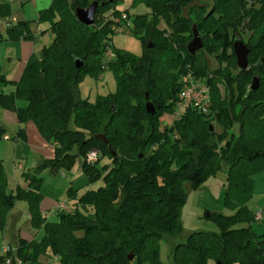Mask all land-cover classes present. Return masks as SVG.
Returning a JSON list of instances; mask_svg holds the SVG:
<instances>
[{"label": "trees", "instance_id": "obj_1", "mask_svg": "<svg viewBox=\"0 0 264 264\" xmlns=\"http://www.w3.org/2000/svg\"><path fill=\"white\" fill-rule=\"evenodd\" d=\"M93 1L98 3L94 23L85 25L75 9ZM121 1L52 0L38 13V22H48L54 35L41 57L32 54L17 81L7 80L0 69V107L15 111L20 124L32 121L54 144L53 157L23 173L26 186L13 192L6 190L0 159V230L19 199L28 203L32 226L43 230L38 241L20 237L7 256L21 264H46L39 257L50 250L60 264H162L160 239L184 228L181 212L188 194L183 184L198 188L226 165L224 204L234 213L206 210L204 216L219 231L192 230L174 245L173 264H264V233L251 228L257 211L248 204L252 172L264 167V0H134L150 8V15H135L129 26L141 42L140 55L111 43L120 25L115 18L125 13L129 19L127 10L117 8ZM8 12L0 5L1 15ZM160 18L167 28L158 25ZM30 24L19 20L9 26L8 38L35 40ZM193 28L203 47L191 54L187 44ZM236 40L249 48L246 69L236 64ZM107 49L113 53L109 60ZM207 55L216 68H210ZM105 69L114 75L115 90L93 102L82 98L81 78ZM188 72L209 86V110L187 108L162 126L160 116L173 113L180 77ZM254 77L259 84L251 89ZM9 82L15 88L6 93ZM19 99L25 105L18 106ZM147 101L155 106L152 114ZM4 131L0 123V137ZM17 136L25 138L23 128ZM92 150L97 160L87 163ZM99 155L109 164L99 167ZM76 161L89 183L101 179L102 184L80 195L69 187L72 211L57 210L58 219L47 220L39 209L38 172L69 168Z\"/></svg>", "mask_w": 264, "mask_h": 264}, {"label": "rangeland", "instance_id": "obj_2", "mask_svg": "<svg viewBox=\"0 0 264 264\" xmlns=\"http://www.w3.org/2000/svg\"><path fill=\"white\" fill-rule=\"evenodd\" d=\"M51 1L0 0V5L6 4L9 9L8 14H0V69L7 80L11 82L15 81V73L24 69L28 58L32 54L41 57L42 48L52 41L54 35L49 28V23L38 22L39 11L48 7ZM199 2L210 4L211 0L195 1L196 4ZM117 8L119 10H127L130 23L135 15H150V8L145 3L135 2L134 0H122ZM107 14L109 13L107 12ZM19 20L31 21V31L36 37L35 40L8 38L7 28ZM158 25L161 28L168 27L167 21L164 18L159 19ZM111 43L116 48L127 50L136 55H140L142 52L140 40L133 34L129 27L113 34ZM27 51L30 54L28 58L25 57V52ZM207 56L210 68H216L217 63L215 59L210 55ZM11 82L3 87L4 92L9 93L14 90V84ZM78 87L80 96L93 102L99 95H105L115 90V78L110 69H105L97 77L86 74L79 81ZM17 105L23 106L25 105V101L19 99L17 100ZM160 119L163 120L162 126H164L165 124H171L175 117L173 113L164 112L161 114ZM0 122L5 126L4 133L12 137L11 139H3V136L0 137V159L2 160L3 169L7 177L6 190L7 192H13L18 184L24 183L22 174L37 167L40 155L43 158L53 157L54 146L41 135L45 139L46 146L38 147L41 148V151L37 150L34 138L32 139L29 135L28 139L26 137V123L28 121L20 124L15 111L0 107ZM33 125L36 127L34 123ZM214 127L217 131L221 129V126L218 124H215ZM19 128H23L25 138L20 136L13 137ZM233 130L236 132L237 128L234 127ZM100 156L98 162L99 167L109 164L110 161L106 157L100 158ZM18 163L24 166L23 170L14 168V164ZM227 169L228 167L226 165H222L214 174L208 176L198 188H191L187 182L183 184L188 194L187 202L181 212L184 228L182 232L175 236H170L174 241L169 240V235L160 239L159 257L162 264H173V244L183 242L185 236L192 230L219 231L217 223L213 219L204 216L206 210L221 212L226 215L234 213V209L224 204ZM38 175L42 178L40 185L42 197L39 202V209L42 215L45 214L47 220L50 221L58 219L56 213L57 202H66L69 205L73 203V199L68 194L69 187L77 189L75 194L80 195L84 190L95 189L102 184L101 179L89 183L86 174L80 167L79 161L73 163L69 168H58L55 171H51L49 168H43L38 172ZM251 177L253 180V188L252 196L248 204L253 210L260 211L263 215L261 220H255L250 225L257 234H262L264 233V167L255 169ZM246 225L248 224L239 223L236 226ZM78 234L81 233L79 232ZM42 235V228L34 227L30 222V211L27 201L22 199L16 200L8 212L4 228L0 230V246L4 240L16 246L20 237L38 241ZM39 260L46 263H50L52 260V264H60L51 255L50 250L46 254H41ZM207 264L216 263L209 260Z\"/></svg>", "mask_w": 264, "mask_h": 264}, {"label": "built area", "instance_id": "obj_3", "mask_svg": "<svg viewBox=\"0 0 264 264\" xmlns=\"http://www.w3.org/2000/svg\"><path fill=\"white\" fill-rule=\"evenodd\" d=\"M117 23H120L116 27L117 31L122 30L126 26H130V21L128 20L125 13H122L120 17L115 18L114 20ZM106 58L109 60L113 53L110 49H107L105 52ZM180 90L176 95V98L174 100V111L173 115L175 118H179L181 113H183L187 108H194L198 110L199 112L206 113L209 110L210 105V91L209 86L199 77H196L193 73L188 72L186 74H183L180 77ZM10 136L4 134L3 139H9ZM97 151L92 150L86 155V162L87 163H93L97 160ZM57 210L60 211H66L70 212L72 211V208L69 204L65 203H59L57 205ZM262 213L260 211H257L255 214V220L259 221L262 219ZM11 251L12 254L15 251V248L10 245H4L1 249V256H4L2 260H0V264H21V261L18 258H15L14 260L12 257L7 256V253ZM46 264H52V260L50 263Z\"/></svg>", "mask_w": 264, "mask_h": 264}, {"label": "water", "instance_id": "obj_4", "mask_svg": "<svg viewBox=\"0 0 264 264\" xmlns=\"http://www.w3.org/2000/svg\"><path fill=\"white\" fill-rule=\"evenodd\" d=\"M248 1H252V0H248ZM97 7H98V3L96 1H93L87 7L76 8L75 15L81 23L85 25H92L94 23V17H95ZM202 47H203V43L201 41V38L198 35V32L196 31V29L193 28V38L187 44V49L191 54H193L197 50L201 49ZM233 51H234V55L236 58L237 66L240 69H246L248 67L247 57L249 53V48L241 40H236L233 43ZM262 60H264V58H262ZM75 63L77 67L81 65V61L79 60H76ZM258 84H259L258 78L254 77L250 85V88L256 89L258 87ZM145 108H146L147 113L152 114L155 112V106L150 101L146 102ZM210 129H212V125H210ZM129 258H132V255H129Z\"/></svg>", "mask_w": 264, "mask_h": 264}, {"label": "crops", "instance_id": "obj_5", "mask_svg": "<svg viewBox=\"0 0 264 264\" xmlns=\"http://www.w3.org/2000/svg\"><path fill=\"white\" fill-rule=\"evenodd\" d=\"M30 54H29V52L27 51V52H25V57L26 58H28V56H29ZM25 59V58H24ZM24 66V65H23ZM22 71L23 70H20L19 72H17V73H15V75H14V80L15 81H17L18 79H19V77L21 76V73H22ZM4 91V90H3ZM1 123V122H0ZM2 124V123H1ZM32 124V125H31ZM3 125V124H2ZM4 126V125H3ZM4 128H5V126H4ZM26 131H27V134H26V137H27V139L29 138L28 137V135L29 136H31L32 137V139L34 138V140H35V147H37V150H39V151H41V148H38V147H43V145H44V147L46 146L45 145V139L41 136V134L39 133V131H38V129H37V127H35L34 125H33V122H31V121H28L27 123H26ZM6 135H9V134H7V133H5ZM10 136V135H9ZM12 137H10V139H11ZM53 146H54V144L53 143H51ZM41 153V152H40ZM40 153H39V155H40ZM53 155H54V153H53ZM52 157V156H51ZM39 160H38V163L42 160V159H44L43 158V156L42 155H40L39 156V158H38ZM14 168H17V169H22L23 170V168H24V166H22V164L21 163H18V164H14ZM26 184H27V182L24 180V183L23 184H20V186H22V187H25L26 186ZM19 185V184H18ZM59 203H62V202H57L56 203V206H57V204H59ZM56 212H57V208H56ZM43 215H45V214H43ZM168 236V235H167ZM187 236V235H186ZM186 236H185V238H186ZM170 239V241L171 240H173V239H171L172 237H170V236H168ZM23 238V237H22ZM185 238H184V240H185ZM174 241V240H173ZM172 243V242H171ZM4 245H10V246H12L13 247V245L10 243V242H8V241H3V243H2V245L0 246V255L2 254V252H1V249H2V247L4 246ZM174 245L175 244H173V247H174ZM54 258H56V257H54ZM43 263H46V262H43Z\"/></svg>", "mask_w": 264, "mask_h": 264}]
</instances>
